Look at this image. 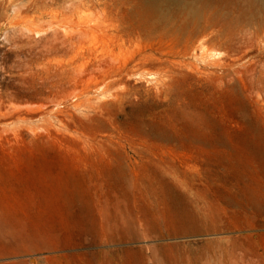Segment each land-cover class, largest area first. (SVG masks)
Wrapping results in <instances>:
<instances>
[{"label":"rangeland","instance_id":"374dc122","mask_svg":"<svg viewBox=\"0 0 264 264\" xmlns=\"http://www.w3.org/2000/svg\"><path fill=\"white\" fill-rule=\"evenodd\" d=\"M128 1L0 0V264H264V0Z\"/></svg>","mask_w":264,"mask_h":264},{"label":"bare ground","instance_id":"6f19581e","mask_svg":"<svg viewBox=\"0 0 264 264\" xmlns=\"http://www.w3.org/2000/svg\"><path fill=\"white\" fill-rule=\"evenodd\" d=\"M10 1L14 2L16 0H10ZM149 2H150V4L147 6L148 11L153 12L152 14L157 15L158 11H159L157 9V7H158L157 0H149ZM79 4H80L79 5L80 7L88 6V7L94 8V9L95 8H100V12L103 14L104 17L117 18V17H121V15L123 14L124 8L129 4V1L128 0H96V1L95 0H89L86 3L85 0H80ZM191 12H192L193 15L190 17V20H188L187 23L188 24L198 25L199 22L203 19L201 17L203 15V11L201 12V11L196 10V9H191ZM203 17H204V15H203ZM102 23L97 22L95 25L93 24V26L90 25L89 29L92 32L95 29L99 30L102 27L101 26ZM104 28L105 27H102V29H104ZM173 33H174V35H178L179 34V32L177 30H176V32L174 31ZM192 51L193 52L190 54L191 57H193L194 59H196L197 61H199L200 63H202L205 66L204 69H202V70L207 71V72H204V71H202L200 69L202 73L209 74L210 73L209 71H211V70L212 71L213 70H218V69L225 68L227 66V63L222 58V55L220 53L215 52L214 50H210V51H205L204 50L200 55L198 53H195V50H192ZM186 65H187V63H186ZM188 65H189V63H188ZM186 67H188V66H186ZM228 68H230V66ZM196 69H197V67H196ZM214 73H215V71H214ZM157 74L158 73L150 72V73H148V76H150L151 78L156 80L157 77H159V76H157ZM156 81H158V79ZM98 86H99V84H98ZM92 90L90 88H86L85 93L89 94L90 92H92ZM198 220L202 221L200 219H198ZM139 223L140 222H129V225L126 226L125 231H123V229H120V231H123V232H121L122 234L121 233H112V234L109 235L108 232H106L104 230L99 232V233H96L94 235V238L89 240L90 241L89 245H92V246L94 245L95 246V245H98L99 243L102 244V243H106V242L109 243V242H115V241H120V240L125 241V239L126 240H135L136 238H138L139 234H141L142 236L147 235L145 233L146 231H140L141 227H138ZM174 224H179L177 226L179 228L175 231L174 234L187 233V232H196V231L200 232L202 230L203 231H208V230H212V231L216 230L217 231V229L215 228L216 226H213L215 224L212 223V222H192V221H187V222H174L173 225ZM121 226H123V225H121ZM139 226H141V225H139ZM210 226H211V228H209ZM109 231L111 232V230H109ZM159 234L162 235L163 231H160ZM5 247H6V250H5L6 252L7 251L16 252V251H20V250L22 251V247L20 248L19 246H11L8 243L5 245ZM232 249H233V245L229 246L226 249H222L221 251L224 250V252H226L227 256L229 257V261H230L231 264H238V262H239L238 259H236V261H237L236 263L233 262L232 258L234 257V255H233V250ZM161 250L166 253L167 250H171V247L167 248L166 246H164V247L161 248ZM203 250H206V251L216 250V246L212 245V244L211 245H206V246H204ZM88 255L89 254L86 253L85 256L90 257L89 261H88L89 264H99L98 261H97V258L95 256L96 255L95 253H90V255L89 256ZM108 255L109 254H104L103 255V261H102L101 264H113L111 261H108L109 260V258H108L109 256ZM136 255H137V251L135 249H128L123 254L124 257H128V258L130 257L132 259H134V257H136ZM115 256H116V254H115Z\"/></svg>","mask_w":264,"mask_h":264}]
</instances>
